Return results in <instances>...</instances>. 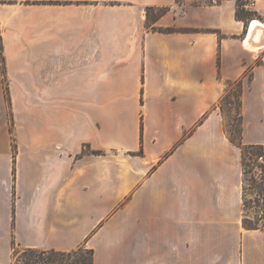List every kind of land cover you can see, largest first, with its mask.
I'll use <instances>...</instances> for the list:
<instances>
[{
	"label": "crops",
	"instance_id": "0c3cea01",
	"mask_svg": "<svg viewBox=\"0 0 264 264\" xmlns=\"http://www.w3.org/2000/svg\"><path fill=\"white\" fill-rule=\"evenodd\" d=\"M244 1L261 24L236 0H0V264L83 244L93 264H264L219 108L242 79L241 140L264 150V0Z\"/></svg>",
	"mask_w": 264,
	"mask_h": 264
},
{
	"label": "trees",
	"instance_id": "16d2710c",
	"mask_svg": "<svg viewBox=\"0 0 264 264\" xmlns=\"http://www.w3.org/2000/svg\"><path fill=\"white\" fill-rule=\"evenodd\" d=\"M245 1L236 0V11L235 16L237 19L242 20L245 25L247 24V20L250 19L249 15L253 14L254 16H258L255 11H247L244 9L243 5ZM166 11V8H162L156 13V16H160ZM173 28H166V30H172ZM0 61L3 65L4 58L2 55V45L0 40ZM2 71L4 72V67L2 66ZM251 76H248V80H250ZM243 91V83L242 79L237 81L230 82L228 84L227 90L221 97L219 102V108L221 113L225 111V108H229L230 105L234 104V110L237 118L234 121L237 122V127H233L232 129H227V134L231 142L236 144L241 150V164H242V225L247 229H262L264 230V206L260 205L257 201V197L254 198V202L258 207V210H255V213L261 212V218L257 219V217H249L246 213L247 209L250 207L249 201L246 197L247 188H257L256 182L257 177L252 175L250 179L245 178L247 172H251V169L247 170L249 167V163L247 159L252 162V169L258 168L261 170L262 182L264 180V164L257 162V157L262 155L264 157V150L261 145L258 144H244L241 140L242 135V121H241V95ZM7 96V95H6ZM8 98V96H7ZM233 132L236 135L233 136ZM249 181V186H245V181ZM262 189V188H261ZM264 194V192H263ZM38 256V257H37ZM22 264H93V250L91 248H87L84 244L80 245L69 251H57V250H38L33 248H24L23 250ZM37 257V258H36ZM19 261V260H18ZM18 264H20L18 262Z\"/></svg>",
	"mask_w": 264,
	"mask_h": 264
},
{
	"label": "rangeland",
	"instance_id": "374dc122",
	"mask_svg": "<svg viewBox=\"0 0 264 264\" xmlns=\"http://www.w3.org/2000/svg\"><path fill=\"white\" fill-rule=\"evenodd\" d=\"M161 9L162 8L152 10L151 16L153 17ZM249 17H250V19L247 20V24H249L250 20L257 18L253 14H250ZM223 115L225 117L224 128H225L226 132H227V129H232L233 127H235V125L237 127V122L234 121V119L237 118L235 110H234V104L230 105L229 108H225ZM234 135H236L235 132H233V136ZM247 162L249 163V167H247V170L251 169V172H247L245 175V178L250 179L252 177V175H255L257 177V182H256L257 188H252V189L247 188L246 197L249 201L250 207L247 209L246 213L249 215V217L255 216V217H257V219H260L261 218L260 216L262 214H261V212H259L258 214L255 213V210H258L259 206L258 207L256 206V204L254 202V198L257 197V201L259 202V204L264 206V194H263V192H264V180L262 182V179H260L262 174L259 173L258 168L252 169V162H250L249 159H247ZM249 185H250L249 181L248 180L245 181V186L248 187ZM262 216H264V215H262ZM23 250H24V248L18 247L17 245H13L12 264H18V262L20 264H22V260L24 259Z\"/></svg>",
	"mask_w": 264,
	"mask_h": 264
},
{
	"label": "built area",
	"instance_id": "2783aa9c",
	"mask_svg": "<svg viewBox=\"0 0 264 264\" xmlns=\"http://www.w3.org/2000/svg\"><path fill=\"white\" fill-rule=\"evenodd\" d=\"M221 0H209L210 4H218ZM253 4V0H248V5H252ZM252 23H257V24H261V21L258 18H254L252 20H250L249 26L252 25ZM257 162L258 163H262L264 164V157L262 155L257 157ZM259 170V173H261V170Z\"/></svg>",
	"mask_w": 264,
	"mask_h": 264
}]
</instances>
